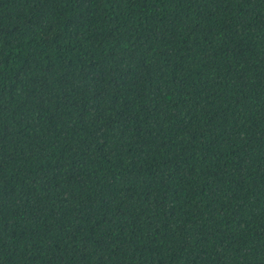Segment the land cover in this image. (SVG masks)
<instances>
[{
	"label": "trees",
	"instance_id": "obj_1",
	"mask_svg": "<svg viewBox=\"0 0 264 264\" xmlns=\"http://www.w3.org/2000/svg\"><path fill=\"white\" fill-rule=\"evenodd\" d=\"M0 264H264V0H0Z\"/></svg>",
	"mask_w": 264,
	"mask_h": 264
}]
</instances>
